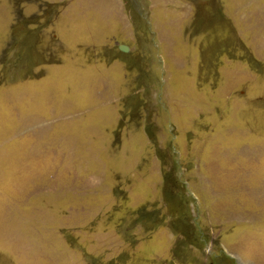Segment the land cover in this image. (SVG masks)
<instances>
[{"label": "rangeland", "instance_id": "1", "mask_svg": "<svg viewBox=\"0 0 264 264\" xmlns=\"http://www.w3.org/2000/svg\"><path fill=\"white\" fill-rule=\"evenodd\" d=\"M0 264H264V0H0Z\"/></svg>", "mask_w": 264, "mask_h": 264}, {"label": "water", "instance_id": "2", "mask_svg": "<svg viewBox=\"0 0 264 264\" xmlns=\"http://www.w3.org/2000/svg\"><path fill=\"white\" fill-rule=\"evenodd\" d=\"M119 49L123 52H127L128 51V46L127 45H120Z\"/></svg>", "mask_w": 264, "mask_h": 264}, {"label": "bare ground", "instance_id": "3", "mask_svg": "<svg viewBox=\"0 0 264 264\" xmlns=\"http://www.w3.org/2000/svg\"><path fill=\"white\" fill-rule=\"evenodd\" d=\"M129 50V49H128Z\"/></svg>", "mask_w": 264, "mask_h": 264}]
</instances>
